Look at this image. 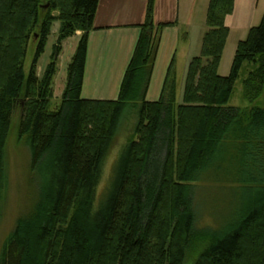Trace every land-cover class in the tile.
Returning a JSON list of instances; mask_svg holds the SVG:
<instances>
[{
    "label": "trees",
    "instance_id": "trees-1",
    "mask_svg": "<svg viewBox=\"0 0 264 264\" xmlns=\"http://www.w3.org/2000/svg\"><path fill=\"white\" fill-rule=\"evenodd\" d=\"M99 1L51 0L50 10L59 15L48 13L40 24L42 0H0V213L5 145L17 109L18 134L28 140L32 169L42 180V198L18 223L0 264H186L193 251L199 253L193 264H264V103L258 102L264 94V14L238 43L230 73L222 76L230 31L225 20L235 0H210L183 102L177 103L173 65L161 98L149 102L160 31L169 25L155 24V0H149L119 98L84 100L88 37ZM55 19L60 30L40 78L37 65ZM37 25L39 40L26 75L27 47ZM78 31L82 37L62 101L51 110L63 42ZM242 70L250 102L245 109L229 105ZM125 117L136 120V137L123 145L112 182L98 199L104 162ZM213 175L239 187L248 208L223 231L197 232L190 196L203 176Z\"/></svg>",
    "mask_w": 264,
    "mask_h": 264
},
{
    "label": "crops",
    "instance_id": "crops-1",
    "mask_svg": "<svg viewBox=\"0 0 264 264\" xmlns=\"http://www.w3.org/2000/svg\"><path fill=\"white\" fill-rule=\"evenodd\" d=\"M148 2L149 0L99 1L93 20V29L88 37L82 99L117 100L119 98L126 70L141 34L140 27L145 21ZM209 3L210 0H155V24L169 25L160 31L157 57L146 94L147 101L156 102L161 98L167 74L172 65L175 70L181 64L188 67L191 60L200 54L202 40L207 30L206 18ZM263 14L264 0H235L234 10L225 20L230 31L223 57L229 40L236 36V46H238V43L243 40L242 36L244 34L248 36L250 29L256 26L255 22L258 18L262 20ZM184 33L187 39L183 38ZM81 37L82 32L78 31L63 42L57 73L53 80L57 97L62 95L66 87L68 66ZM193 37H198L201 42L198 55L192 53ZM56 39L50 44L51 54ZM49 42L48 37L45 52ZM40 59L37 72L42 74L49 60L43 67ZM221 66L222 61L219 74L224 75L226 73L221 72Z\"/></svg>",
    "mask_w": 264,
    "mask_h": 264
},
{
    "label": "rangeland",
    "instance_id": "rangeland-1",
    "mask_svg": "<svg viewBox=\"0 0 264 264\" xmlns=\"http://www.w3.org/2000/svg\"><path fill=\"white\" fill-rule=\"evenodd\" d=\"M50 5L51 0H42L41 8L39 11L40 24L48 13L59 15V11L50 10ZM2 15L3 12L0 13V21L3 20ZM260 21L261 19L259 20L258 18V20L255 22V25L258 26ZM3 25L5 29L7 25H5V23ZM60 26L61 21L59 19H55L51 24V33L49 36L50 42L48 43L47 51H44L45 53H43L44 55L42 54L43 56H41L42 58L40 59L41 66L43 67L46 66V63L49 60V56L51 54L50 44L57 38ZM39 28V25H37L33 29L29 39L27 55L24 61V70L26 75L29 73L36 46L39 40ZM246 37L247 34H244L242 36V39L245 40ZM236 41V36H233L229 40L226 49L227 51L223 57L222 66L220 69L221 72L224 71L226 74L222 76H227L230 73L232 61L237 47ZM200 45L201 42L198 37H193V54H199ZM182 65L183 64L179 65L177 70L174 69L176 81L178 84L177 103L183 102L184 85L188 69L187 66ZM44 72L42 74L38 73L40 75V78L43 76ZM245 77L246 72L242 70L240 77L235 82L233 94L229 101L230 106L239 109H245L250 106V102L244 97L243 94V83ZM54 91L55 88H53L52 84V98L50 105L51 110L59 107L64 93L63 91L62 95L60 97H57V94L55 95ZM258 102H261L262 104L264 103V94L262 95L260 100H258ZM19 120L20 109H17L13 116L10 132L5 145L6 195L0 213V263L5 245L12 233L15 231L18 223L34 212L38 198H42V180L38 172L36 173L32 169L31 151L28 140L26 139V137H20L18 134ZM135 121L136 120L132 117H125L119 126V129L113 139L111 149L104 162L103 178L97 188L98 199H100L105 194V192L109 188L110 183L112 182L111 176L114 175L119 165L118 162L123 145L131 138L136 137L133 134L134 127L136 125ZM44 175L43 180L45 182L46 178H44ZM240 195L241 190L239 189V187L235 186L231 182L218 180L214 175L203 176L194 185L193 191L190 196L192 200V207L196 217L195 230H197V232L211 231L212 233H217L231 226V224L237 221L238 217L241 216L243 208L244 211L248 208L249 199H246L245 197V201H242ZM42 206L43 203L39 208V216L43 213ZM38 218L35 220H38ZM198 255V251H193L189 255L186 264H193Z\"/></svg>",
    "mask_w": 264,
    "mask_h": 264
}]
</instances>
